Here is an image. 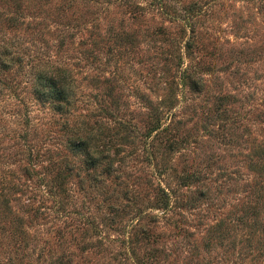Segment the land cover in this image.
<instances>
[{
  "label": "rangeland",
  "instance_id": "374dc122",
  "mask_svg": "<svg viewBox=\"0 0 264 264\" xmlns=\"http://www.w3.org/2000/svg\"><path fill=\"white\" fill-rule=\"evenodd\" d=\"M0 191V264H264V0H0Z\"/></svg>",
  "mask_w": 264,
  "mask_h": 264
},
{
  "label": "trees",
  "instance_id": "16d2710c",
  "mask_svg": "<svg viewBox=\"0 0 264 264\" xmlns=\"http://www.w3.org/2000/svg\"><path fill=\"white\" fill-rule=\"evenodd\" d=\"M197 8V7H196ZM192 8L188 10V17L193 16L196 12L195 9ZM193 30V29H192ZM184 72L187 71V67H184L183 69ZM190 75L187 74L184 76L183 74V79L189 78ZM39 80L36 83V88L37 89V94L35 97L44 102V103H49L51 104V107L53 109H61L62 113L65 115H71V109L69 110L66 105H68L71 101L72 98V88L68 85L69 83L62 77V73H59L57 71H42L39 74ZM66 106V107H65ZM160 112L155 113V116L153 117L154 120V125H152V130L155 128H159L161 124V119L159 117ZM168 115V114H167ZM92 144H89L88 138H83L77 141H72L69 143L68 149H73L74 151H79L82 152L85 155H90ZM91 156V155H90ZM58 175V174H56ZM51 178L47 179V181H50ZM55 178L52 181V186L59 187L61 186L60 180H57L54 185ZM54 194H57L56 191H54ZM163 193L165 194L166 197V206H168L169 201L172 198V194L168 190L163 189ZM0 194L1 191H0ZM9 212L11 211L10 209H7Z\"/></svg>",
  "mask_w": 264,
  "mask_h": 264
}]
</instances>
